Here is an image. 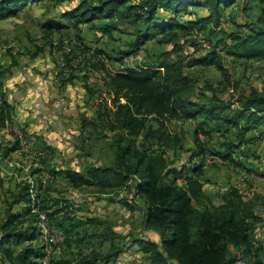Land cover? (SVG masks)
<instances>
[{
    "label": "trees",
    "instance_id": "16d2710c",
    "mask_svg": "<svg viewBox=\"0 0 264 264\" xmlns=\"http://www.w3.org/2000/svg\"><path fill=\"white\" fill-rule=\"evenodd\" d=\"M52 1L0 0V20L19 15L33 3L50 4ZM234 2L79 0L72 7L58 9L47 17L44 23L47 38H53L55 31H63L70 23L92 24L95 28L97 25L99 32L110 37L114 32L125 34L126 47L117 52L120 60L138 55L153 40L160 46L172 44L173 48L160 53L147 52L140 65L126 64L107 73L104 82L113 95L112 106L106 100L102 106L99 103L98 115L92 124L101 126L103 121L104 126L119 132L120 137L113 144V163H91L84 169L58 167L46 158L51 152L46 144L42 164L34 169L38 173L37 180L5 187L0 178V193L6 206L0 220V264H44L45 244L38 238L41 212H45L51 226L67 232L73 227L71 224L80 222L76 203L66 193L53 195L51 192L52 184L62 178L75 188L98 186L104 192L121 189L129 181H135L136 193L145 200V222L157 232L160 241L134 237L132 242L139 247L143 259L128 264H238L239 261L264 264L262 233H256L259 227L264 231V213L258 210L260 203L264 205V196L258 193L245 196L239 188L230 186L224 192L219 191L220 202H215L203 181L208 152L251 172L253 168L235 156L240 152L245 154L243 150L238 151L242 145L264 137V91L252 88L249 92L222 98L212 84H206L208 92L199 89L196 78L189 72L192 67L214 65L231 80L222 51L234 58L264 60V0H260V13L255 20L227 31L220 27V21L225 8ZM201 6L208 11L206 15L179 18L183 12L192 14L191 9ZM67 20L70 22L66 23ZM201 32L209 44L206 52L198 56L181 54V38ZM186 41L189 42V38ZM190 42L195 43V40ZM84 78L87 91L93 94L95 90L87 77ZM0 102L2 129L13 120V106L4 95ZM150 115L162 122L172 119L197 122L194 131L197 147L186 149L191 150L188 164L174 165L176 159L166 154L164 146L181 151L184 149L182 139L171 133L165 122L158 127L147 125ZM254 131L258 135L251 133ZM202 134L208 140L221 139L219 148L208 147L206 140L200 139ZM32 139L38 142L35 135ZM22 146L19 137L12 146L3 148L2 153L6 156ZM196 158L201 161L197 162ZM180 179H184L183 184L179 183ZM125 205L132 207L126 200ZM87 221L94 226L99 223V219L93 217H88ZM96 232L86 230L83 237L95 236L104 243L110 242L106 254L79 250L67 256L53 255L51 259L49 256V264H102L121 257L125 248L118 244L120 236L115 229ZM68 236L69 233L65 242L69 247L83 240V237Z\"/></svg>",
    "mask_w": 264,
    "mask_h": 264
},
{
    "label": "rangeland",
    "instance_id": "374dc122",
    "mask_svg": "<svg viewBox=\"0 0 264 264\" xmlns=\"http://www.w3.org/2000/svg\"><path fill=\"white\" fill-rule=\"evenodd\" d=\"M78 1L33 3L19 15L0 20V101L4 95L13 106V120H9L7 126L0 129V178L5 187L15 186L21 181L37 180L38 173L34 169L42 164L41 156L45 153L46 144L51 149L46 158L58 167L84 169L85 165L91 163H113V144L120 137L119 132L104 126L103 121L101 126L92 124L98 115L99 103L102 106L106 100L112 106L113 95L104 82L107 73L119 70L126 64L140 65L147 52L160 53L161 50L173 48L172 44L160 46L153 40L138 55L120 60L121 55L117 52L125 49L126 35L114 32V36L110 37L99 32L97 25L95 28L92 24L75 26L70 23L63 31H55L53 38H47L44 26L47 17L58 12V9L72 7ZM259 8L260 0H235L230 7L225 8L220 27L234 31L237 25L255 20L259 16ZM191 10L192 14L183 12L179 18H194L208 12L203 6ZM160 12L165 11L160 9ZM204 36L203 32L183 36L180 41L183 45L181 54L198 56L205 53L209 44ZM188 38L190 41L194 39L195 43L187 42ZM221 55L225 67L230 71L231 80L214 65L192 67L189 72L196 78L199 89H206L207 83L212 84L214 91L227 99L244 91L249 92L252 88L264 91V60L234 58L225 51ZM84 77H87L95 90L93 94L87 91ZM163 122L171 133L182 139L184 146L181 151L179 148L174 150L164 146L166 154L176 159L174 165L178 167L188 164L191 150L186 149L197 147L194 133L197 122L185 119ZM163 122L150 115L147 125L158 127ZM33 135L38 137V142L35 143V137L32 139ZM19 137L22 139V148L14 149L4 156L3 148L12 146ZM200 139L206 140V145L214 149L219 148L221 141L219 138L208 140L205 134ZM249 146L248 151L254 158L251 160L264 158V139ZM210 156L214 158L210 159ZM196 161L200 162L201 158H196ZM203 181H206V189L215 202H220L219 191L224 192L225 187L230 186L239 188L245 196L252 197L257 193L264 196V174L247 172L209 152ZM134 182L131 180L121 189H108L106 192L98 186L75 188L64 178L53 183V195L66 193L76 203L75 210L80 222L71 224L73 227L69 232L49 223L44 232L40 214L41 234L38 238L45 244L46 255L43 258L67 256L79 250L83 253L100 251L104 255L110 242L104 243L95 236H87V239L83 236L86 230L94 233L113 227L120 236L118 244L124 245L125 251L118 259L102 264H128L143 259L139 247L132 242L133 238L147 237L160 241V236L145 222V200L136 193ZM183 182L184 179L179 180L180 184ZM125 200L132 207L125 205ZM5 207L0 193V220L4 217ZM258 210L264 213V205L260 203ZM88 217L99 219L97 226L88 222ZM68 233V237H83V240L69 247L65 242ZM49 242H54L50 248Z\"/></svg>",
    "mask_w": 264,
    "mask_h": 264
},
{
    "label": "crops",
    "instance_id": "0c3cea01",
    "mask_svg": "<svg viewBox=\"0 0 264 264\" xmlns=\"http://www.w3.org/2000/svg\"><path fill=\"white\" fill-rule=\"evenodd\" d=\"M9 18H11V17H9ZM5 19H8V18H5ZM5 19H2V20H5ZM251 133H258V132H256V131H254V132H251ZM258 135V134H257ZM264 139V137L262 136V137H260V139H258V140H255L254 142H252V143H247V144H245V145H242L241 147H240V149H238V151L240 152V150H243L244 152H245V154H241V152H240V154L238 155V154H236V156L235 157H237L238 159H240V160H243V161H246V163H247V165L249 166V167H251V168H253L252 170H251V172H254V173H256V174H263L264 173V158L262 157V158H259V161H255V160H251V159H254L253 158V156H251V154H250V152L248 151L249 150V148H250V144H253V143H256V142H258V141H262ZM256 167H255V166ZM258 167V168H257ZM205 168V167H204ZM258 232H261L262 234L260 235V238H261V240L262 241H264V231L262 230V228H258L257 230H256V233L258 234ZM256 244H258V242L256 241ZM238 264H243L242 263V261H239V263Z\"/></svg>",
    "mask_w": 264,
    "mask_h": 264
},
{
    "label": "built area",
    "instance_id": "2783aa9c",
    "mask_svg": "<svg viewBox=\"0 0 264 264\" xmlns=\"http://www.w3.org/2000/svg\"><path fill=\"white\" fill-rule=\"evenodd\" d=\"M213 158H214L213 156H210V159H213ZM210 159H208V160H210ZM225 188L227 189V187H225ZM41 215H42V220H43V231L46 232V227L49 225V220H48V217L45 214V212H41ZM51 243H54V242H49V248H50ZM255 243H256V241H255ZM49 248H48V250H49ZM45 264H49L47 257L45 259Z\"/></svg>",
    "mask_w": 264,
    "mask_h": 264
},
{
    "label": "bare ground",
    "instance_id": "6f19581e",
    "mask_svg": "<svg viewBox=\"0 0 264 264\" xmlns=\"http://www.w3.org/2000/svg\"><path fill=\"white\" fill-rule=\"evenodd\" d=\"M226 189V188H225ZM51 253V252H50ZM50 255V254H49ZM49 256H47V259H48ZM50 260V259H49ZM44 261V264H45V259L43 260Z\"/></svg>",
    "mask_w": 264,
    "mask_h": 264
}]
</instances>
